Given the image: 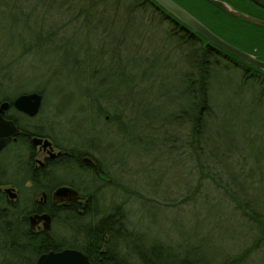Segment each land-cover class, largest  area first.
I'll return each mask as SVG.
<instances>
[{
	"label": "rangeland",
	"instance_id": "1",
	"mask_svg": "<svg viewBox=\"0 0 264 264\" xmlns=\"http://www.w3.org/2000/svg\"><path fill=\"white\" fill-rule=\"evenodd\" d=\"M82 1L0 0V99L41 89L34 123L53 126L62 140L81 144L90 137L97 144L111 183L96 203L102 212L123 203L133 249L163 247L190 264H221L241 254L234 264H264V247L252 246L254 222L199 172L184 147L162 142L164 135L181 142L189 130L168 121L186 106L183 61L173 42L156 25L127 20L123 8L99 23L106 38L98 27L65 23L74 11L67 8ZM49 32L56 35L46 38ZM223 34L264 56V38ZM235 84L223 77L211 92L216 116L204 133L205 160L264 213V98ZM119 110L125 118L115 124L111 115Z\"/></svg>",
	"mask_w": 264,
	"mask_h": 264
},
{
	"label": "trees",
	"instance_id": "2",
	"mask_svg": "<svg viewBox=\"0 0 264 264\" xmlns=\"http://www.w3.org/2000/svg\"><path fill=\"white\" fill-rule=\"evenodd\" d=\"M173 1L226 42L264 61L263 54L253 51L251 48L246 49L244 48L246 46L239 44L232 38H227L223 34V31L228 30L238 33L244 41L253 39L259 41L264 38V28L230 16L206 0ZM230 4L240 12L264 20L260 14L251 11L253 7L248 2L234 0ZM122 8L127 20L132 19L138 24L147 23L160 27L164 32L165 39L173 42L172 48L179 51L183 61L184 68L180 72L179 81L182 86L180 94L185 100L186 106L169 114L170 119L168 121L169 124H174L177 127L180 123L187 124L189 130L186 134L187 137L181 142L177 139L179 136L174 139V137L167 135L162 137V142H166V144L168 142L169 148L173 146L175 148L184 147V153L191 154L190 156L199 172L206 173V176L223 190V193L232 201L234 206L254 222L258 235L252 246L262 244L264 247V213L259 211L262 209L253 206L251 201L242 193V189L231 186L225 179L222 180L221 171L213 163H208L205 160V156H208L205 155L208 152V139L204 134L209 121L216 116L211 92L217 86L218 81L223 77L236 80V87H248L256 91V98H264V72L217 49L212 44L210 45L206 39L188 29L153 0H83L82 4L71 9L67 8L68 11H74L69 14L70 19H67L65 23L93 29L98 27L100 37L106 38L108 31L105 27H100L99 23L104 21L105 14H114L113 17H115V14ZM162 25L165 27L163 28ZM53 35H56V32H49L46 38ZM33 46L31 47L33 48ZM28 52L27 49L21 53ZM144 60L151 63L148 56ZM0 69L4 71L5 68ZM35 91L43 94L41 89ZM6 98L11 99L12 97ZM120 112L121 110L118 111V114L111 115V122L115 123L119 119L125 118V115L122 117ZM104 113H109L107 108L101 110V113H97V118ZM117 128L120 130L119 124ZM123 135L126 134L123 133ZM69 215L67 233L54 236V239L50 236H39L35 241L28 236L23 237V252L28 249L29 252H33L35 257L48 250L57 251L70 248L85 254L91 264H190L182 258L180 260L179 254L164 252L163 247L159 249L162 254L158 247L133 249L130 240L136 239L133 237L135 233L128 227L123 203L111 205L105 212L99 210L97 203L86 204L83 208H71ZM32 244H35L33 249H31ZM166 248L172 250L171 247L167 246ZM247 252L248 250L243 255ZM241 257L242 254L237 255L232 259H227L224 263L221 262V264L237 263Z\"/></svg>",
	"mask_w": 264,
	"mask_h": 264
},
{
	"label": "flooded vegetation",
	"instance_id": "3",
	"mask_svg": "<svg viewBox=\"0 0 264 264\" xmlns=\"http://www.w3.org/2000/svg\"><path fill=\"white\" fill-rule=\"evenodd\" d=\"M223 1L231 5L234 0ZM242 1L264 18V0ZM13 98L0 99L9 102L2 117L18 129L0 150V264H31L33 259L35 264L39 255L66 248L34 257L28 249L23 252V237L35 241L39 236L54 239L67 233L71 208L96 203L102 186L111 180L103 171L101 150L90 137L81 144L62 140L53 126L34 123L40 107L36 115L28 116L13 107ZM33 138L41 141L33 142ZM60 187L77 194L54 197ZM55 223H59L62 234L54 233Z\"/></svg>",
	"mask_w": 264,
	"mask_h": 264
},
{
	"label": "water",
	"instance_id": "4",
	"mask_svg": "<svg viewBox=\"0 0 264 264\" xmlns=\"http://www.w3.org/2000/svg\"><path fill=\"white\" fill-rule=\"evenodd\" d=\"M171 16L176 18L183 25L191 29L199 36L206 39L210 45L217 47V49L253 66L264 72V61L257 59L254 55L243 51V49L236 48L230 43L226 42L215 33H213L209 28H207L203 23H201L197 18L187 12L184 8L179 6L173 0H153ZM214 7L223 11L224 13L240 18L241 20L250 23L254 26H259L264 28V20L248 15L240 10L229 5V3L223 0H206ZM42 95L36 91L22 92L13 98V107L25 113L28 116H34L38 112L41 105ZM9 102H0V150L8 143L11 136H16L18 129L14 126L12 121L6 120L2 117L3 111L7 109ZM40 139L33 138V142H39ZM44 144H49L44 140ZM9 191V189H7ZM72 193L76 196V191L71 188L60 187L54 192V197H62L66 195L65 193ZM69 193V194H70ZM35 264H91L88 257L83 255V253L77 249L66 248L61 251H49L43 253L36 258Z\"/></svg>",
	"mask_w": 264,
	"mask_h": 264
}]
</instances>
